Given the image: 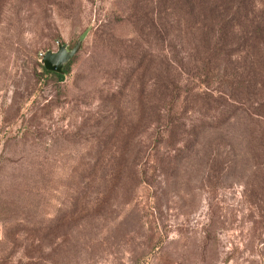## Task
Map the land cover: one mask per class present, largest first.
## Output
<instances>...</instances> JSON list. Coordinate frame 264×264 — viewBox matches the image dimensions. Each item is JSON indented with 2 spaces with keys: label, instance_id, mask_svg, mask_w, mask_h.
Listing matches in <instances>:
<instances>
[{
  "label": "rangeland",
  "instance_id": "rangeland-1",
  "mask_svg": "<svg viewBox=\"0 0 264 264\" xmlns=\"http://www.w3.org/2000/svg\"><path fill=\"white\" fill-rule=\"evenodd\" d=\"M199 37L148 0H0V264H264L262 118L181 143L223 120Z\"/></svg>",
  "mask_w": 264,
  "mask_h": 264
},
{
  "label": "trees",
  "instance_id": "trees-1",
  "mask_svg": "<svg viewBox=\"0 0 264 264\" xmlns=\"http://www.w3.org/2000/svg\"><path fill=\"white\" fill-rule=\"evenodd\" d=\"M148 1L157 8L162 30L166 26L177 25L198 33L200 53L192 56L195 63L193 67L195 74L202 77L200 79L205 87L198 93V97L210 99L211 94L216 92V96L223 101L222 108L218 109L223 117L222 122H206L204 119H209L207 116L196 124L190 123L194 126L189 138L183 139L181 143H189L190 146L198 144L200 135L210 125L218 127L221 124H243V105L246 103L251 107L245 113L247 120L258 121L261 117L264 122V0ZM143 23L155 28L151 16H144ZM241 50L246 52L240 55ZM66 65L67 63L64 67ZM239 66L244 71H239ZM43 71L54 74L57 78L62 76V73L44 68ZM168 86L171 87L167 88ZM168 86L165 88L169 99L165 103L172 106L178 95H172L170 91L178 88V84L172 80ZM167 120L165 130L169 135L172 134L174 119L169 116ZM259 132L260 143L264 145V130ZM121 172L132 176L134 168L129 165Z\"/></svg>",
  "mask_w": 264,
  "mask_h": 264
},
{
  "label": "water",
  "instance_id": "water-1",
  "mask_svg": "<svg viewBox=\"0 0 264 264\" xmlns=\"http://www.w3.org/2000/svg\"><path fill=\"white\" fill-rule=\"evenodd\" d=\"M78 46V41H75L70 48H66L64 42H57L54 50L45 49L40 56L43 68L56 73H62L63 64L76 52Z\"/></svg>",
  "mask_w": 264,
  "mask_h": 264
}]
</instances>
